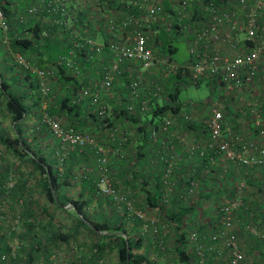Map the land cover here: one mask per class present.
<instances>
[{
	"label": "built area",
	"instance_id": "obj_1",
	"mask_svg": "<svg viewBox=\"0 0 264 264\" xmlns=\"http://www.w3.org/2000/svg\"><path fill=\"white\" fill-rule=\"evenodd\" d=\"M159 31L172 41L186 39L188 59L184 63L175 62L161 48V38H156ZM21 40L28 41L37 52H42L47 42L60 40L68 51L41 67L35 61L41 54L31 56L14 49L12 43ZM0 50L10 55L22 80L39 93L40 114L35 129L45 127L58 141L63 150L61 161L69 147L94 152L99 195L122 206L129 216H145V235L155 236L160 249L165 248L164 237L169 231L165 212L173 198L192 203L203 186H224L228 175L231 191L218 202L214 225L209 230L186 228L185 244L194 264H245L246 252L240 245L236 224L241 211L248 217L241 222L242 230L264 242V226L258 223L255 212L248 211L243 197L244 178L230 177L241 168L251 176L264 168V142L256 146L254 140L237 133L227 123L231 116H225L219 97L211 99L206 116L184 106L145 125L141 135L145 137L142 149L150 155L149 181L154 186L156 179L160 180L156 194L160 207L147 205L145 211L135 208L130 192L113 181V158L132 162L135 152L128 118H117L109 125L102 141L98 130L63 125L47 111L54 95L49 81L60 69L78 79L86 63L97 65L95 75L72 88L74 94L68 103L79 104L104 118L111 108L104 101V93L115 90L128 116L144 112L151 98L165 91L166 78L148 79L143 70L146 73L158 65L161 72L171 75L186 65L193 82L208 79L214 88L239 92L236 111L251 117L257 136L264 138V0H0ZM29 75L32 77L27 79ZM116 80L124 81V86H116ZM198 122L205 130L202 138L177 129L180 123ZM173 137L186 147L187 156L197 158L184 172L175 159L178 155L172 148ZM144 196L146 199V193ZM2 217L0 214V220ZM19 221L18 215L10 217L13 229ZM11 255H15L13 250ZM1 257L7 258L5 253ZM51 258L53 264H68L54 253ZM218 259L222 262L217 263Z\"/></svg>",
	"mask_w": 264,
	"mask_h": 264
},
{
	"label": "trees",
	"instance_id": "obj_2",
	"mask_svg": "<svg viewBox=\"0 0 264 264\" xmlns=\"http://www.w3.org/2000/svg\"><path fill=\"white\" fill-rule=\"evenodd\" d=\"M174 32L175 35L178 34L177 30H175ZM156 38H161V48L165 51H168L171 56V54L176 50V47L172 45L173 41L171 40V38H169V36L164 31H159L158 36ZM62 43L63 42H61L60 40L47 42L42 47V52H37L38 49L32 47L28 41L21 40L19 42H13L12 44L14 48H16L22 53H28L31 56L35 54H41L40 57L37 58L35 61L37 65L44 67L47 66L48 63L54 62L59 54L67 53V46L66 48L64 47V50L56 53L55 56L50 54V51H48V47L52 44L56 46V49H58L62 47ZM30 77L32 76H27V79ZM56 77H58V80H61L64 84H73L75 87L79 85L78 80L75 76L67 75L61 69L57 72ZM200 81L201 80L193 82L189 75V68L186 65H183L180 66L176 72L169 76L167 80L166 89H164L166 92L164 100L161 102L157 99L156 96L151 98V100L149 101V107L144 112L137 111L132 116H128L125 107H122L121 105L122 101L117 100L116 106H112V108H110L109 110L110 113L104 118L97 116L90 109L85 108L82 109L85 110V112H83L84 123L76 124L74 121H71L69 123H62L61 121V123L63 125L70 124L76 128L98 130L97 136H99V139L103 141L105 138V131L107 127L113 124L117 118L127 117L129 123H131L133 128L131 140L133 141V143L136 141V145L138 146V148L134 147L135 152L132 153L131 157L132 163L130 161H127L125 158H117V160L119 159L123 161L125 166L127 163L136 165L139 160L138 158H140L138 156L144 157L145 155L142 149L145 144V137H142L141 135V133L145 130V125L147 123H152L153 121L162 117L164 114L176 113L177 111H179L180 108H183L186 103L188 104V102L179 99V91L181 85L188 82L198 84ZM0 89L3 92L7 89V85L3 83V81L0 84ZM71 91L72 92L67 93L64 97L58 94L59 96L57 97V101H60L61 109H63L61 111L62 113L70 112L73 116L80 108L83 107L79 104L70 105L68 103V99L71 97L72 94H74L73 90ZM6 96L7 97L5 103V111L11 116V119L14 123L13 129L16 133V136L13 138L5 136L2 130H0V144H3L6 148L5 150L12 152V154L16 156V158H21L26 163H28V165L32 166L33 174L31 173L30 176H33L36 173L39 174L40 178L37 181V185L40 188V191L42 192L44 197L46 198V206L42 208V212L45 213L47 216H44L41 219L35 217L34 222L31 217H34L36 215L34 214V212H32L31 207L26 206V209L24 210V220L22 223L23 230L20 234V239L24 240L26 243L23 244L21 242H18V244H15V248H13V246L7 243V240L4 238V236H0V264H34V262H37L40 257L42 259L39 261V264H53V260L51 258V256L53 255V248L51 245L56 246L62 242L66 243L70 238H72L73 236L75 237L81 231H85L92 236L100 237V241L94 243L97 250L95 254L96 257L99 255L98 253H100L106 248V244L103 241V238L112 237L115 239V247L118 255V260L121 264H141L142 262H145V264H153L147 261L146 259L144 260V258H142L141 256L137 257L136 255H134V249L140 245V238L132 239L129 236H123L124 232L117 231L116 229H119V226L117 224L113 226L109 218L102 217L101 220H97L95 218L90 217L86 213L85 207L88 204L87 200L90 198V193H93L95 190V180L97 174H95V177H91L90 175H88L87 177L89 178L82 177L81 179L83 185L81 194L77 200H74L72 202L73 211L75 214V224L74 230L72 232L73 234H64L63 232H61L60 227L54 223V216L50 214L49 206L53 204L56 208L61 209L66 204V198L63 197V192L65 191L66 187L71 185L69 178L71 176L70 174H73V172L77 168L75 162L78 161L80 157L84 158L83 162L87 161L86 159L90 157L94 160L93 164H91V162L89 161L84 163L86 165H93L96 168L97 157L92 151L85 152L80 151L77 147H69L65 151L66 154L69 153L68 156H64L65 158L63 157L64 169L60 171L58 167L55 166V162L53 159L54 156L58 154L57 160L59 161V159H61L62 157L63 150L60 148V144L58 143V141L50 137L45 127L38 128V130L34 133V137L39 138L42 137V135L47 134L45 135L47 139H50V141L53 140L57 143L59 147L56 149L52 147V149L50 150L51 153L54 154L53 159L46 153L41 152L39 148H34L28 142V138L24 137V129L22 128L21 124L26 121L27 114L29 113V111H31V115L34 116L35 119H38V116L40 114L39 95H37L36 93L33 95L34 98L32 110L24 106V103H22L23 99H25L24 95L20 96L19 94L15 95L11 92H7ZM56 96L57 94L54 92L53 98ZM53 98H51V101ZM50 103L48 105L47 111L51 115H54L56 117L58 115L61 116L60 114L55 113L54 111H52V109H50ZM16 124H18V126H16ZM59 156L61 157L59 158ZM0 168L2 167L0 166ZM83 170L84 169L82 168V171ZM200 170L201 167L197 169V172H200ZM130 171L132 173V168L130 169ZM10 172L11 168H9L8 166L4 168V170H0V206L5 203L4 200L7 198H10L8 200H10L11 202L17 199L16 203H18V199L31 190V186L28 185V178L30 177L28 175H26L25 181L19 182V176V179L17 181L15 179L14 185L7 187L5 182ZM90 172L91 170L87 171L86 173ZM149 174H151V172ZM131 177L134 178L136 176H133L132 174ZM143 178V188L146 193V203L151 207H160L158 198L156 196L160 187V180L156 179L155 185L152 186V184H150L151 182L149 181L150 179L145 180V175L143 176ZM145 184L148 186L151 185L152 187L147 186L145 188ZM220 190L221 189L219 188V191ZM23 191L26 192H24L23 194ZM201 191L202 188L199 190V193H201ZM263 192L264 191H262V193L260 194V197L264 195ZM213 194H216L215 190H213ZM218 202V199L215 197L214 203H212L211 205L213 206L214 210H216ZM25 204H27V202ZM255 207L256 210H258V212H255V218H257L258 215H262L264 217V202L262 206L256 205ZM196 208L197 205L196 203H194V201L192 203H188L181 200L178 196H175L170 206L167 207L165 212L166 220L168 222L172 221L176 227V252L179 255V259L184 263L190 260V256L188 255V253L184 249H182V245H184L185 243V231L187 228L186 219L192 217L191 215L193 214ZM26 216H28L27 219ZM37 226H39L40 231H37ZM198 228L202 229L200 227ZM9 231L12 230L9 229ZM104 231L105 233L103 234ZM12 250L15 253L14 256L11 255ZM4 253L6 254L7 258L1 257V255Z\"/></svg>",
	"mask_w": 264,
	"mask_h": 264
},
{
	"label": "rangeland",
	"instance_id": "obj_3",
	"mask_svg": "<svg viewBox=\"0 0 264 264\" xmlns=\"http://www.w3.org/2000/svg\"><path fill=\"white\" fill-rule=\"evenodd\" d=\"M174 42L175 41H173V43ZM174 44L177 45V49L171 54L172 60L176 62L185 61L184 59L188 56V50H185L186 48L185 46H183V42L178 41ZM155 67L159 68L158 65L153 66L148 70L149 72L147 71L145 73V77L148 79L157 76H161L163 79L166 78L165 83L167 86V80L170 75H166L165 73L160 72V69L158 70V73H155ZM165 93V91L161 92L158 95L157 99L159 98V101L162 102L164 100ZM239 94V92L227 93L226 91H224V89H222V87H220L219 89L214 88V85L210 81L202 79L198 84L191 82L182 84L179 91V99L188 102V104L186 103L185 106H191L192 109L202 117L206 116L208 112L207 108H209L210 106L211 99L214 97H219L221 105L225 110V114L228 116H233L235 119L239 116L237 115L238 112H236ZM13 125L14 123L11 119L10 114L3 110L2 107H0V130H2L5 136H9L11 138L15 137L16 133L14 132ZM16 126H18V124H16ZM35 126L36 123L35 121H32V118L31 120L30 118L27 119L26 124L24 123L22 125V128L26 127L24 137L28 138V142L34 148H39L41 152L46 153L53 159L54 154L51 153L50 150L52 149V147L56 149L59 146L53 140L50 141V139H47V137L45 136L47 134L42 135V137L39 138L34 137V133L35 131H37L35 129ZM129 130L130 132H132L133 129L129 128ZM134 144H137L136 141L134 142ZM5 149V146L3 144H0V166L2 167L0 168V170H4V168H6L7 166L11 168V172L9 173V176L5 182L6 186L8 187V184L13 181L15 182V179L17 181L19 179V176V182L25 181L26 175L30 176V174L32 173V166L28 165V163H26L23 159L16 158V156H14L12 152L6 151ZM68 154L69 153H67L65 157L68 156ZM57 155L54 156L53 160L55 162V166L58 167V169L61 171L64 169V163L63 160L61 161V159H59V161L57 160ZM60 157L61 156H59V158ZM88 159L94 162V160L90 157ZM83 160L84 158L80 157L78 161H74L77 168L75 169L73 174H70L71 176L69 179L71 185L66 187L65 191L63 192V197L66 198V204L61 209L56 208L53 204L49 206L50 214L54 216V223L60 227L61 232H63L64 234H71L74 230L75 214L73 211L72 202L74 200H77L81 194V190L83 188L81 182L82 177L86 178L88 175H90L91 177H95V174H97L96 168L93 165H86ZM82 168L84 169L83 171ZM89 170H91V172L86 173ZM115 177L116 176H113V181L116 183ZM39 178L40 176L37 173L28 178V185L31 186V190L25 193V195L21 196L18 199V203H16L17 199L11 202L10 200H8L10 198H7L4 200L5 203L0 206V214L3 215L0 220V236H4V238L7 240V243L11 246L15 245L16 243L18 244V242H21L23 244L26 243L24 240L20 239V234L23 230L22 223L24 220L23 217L25 215L24 210L26 209V206L31 207L32 212H34V214L36 215L34 217L29 216L32 220H34V222L35 217L41 219L44 216H47L42 212V208L46 206V198L37 185V181L39 180ZM116 184H123V188L131 193V186L125 185L122 181L120 182V180L117 181ZM24 192L26 191H23L22 193L24 194ZM136 193L137 197H133L131 195L133 199V206L135 208H141L145 211L148 204L145 203L146 199L144 196V188H141L139 191L136 190ZM89 197L90 198L87 200L88 204L85 207V211L90 217L97 220H101L102 217H107L110 219L113 226H115L116 224L119 226V229L116 230L124 232L123 236H129L132 239L140 238V245L135 248L133 252L137 257L141 256L142 258H144V260L146 259L151 263H155V261L157 260L159 264H194L192 260V253L185 243L184 245H182V249H184L188 253V255L190 256V260L184 263L179 259V255L176 252V227L172 221L169 222V231L164 237L165 248L164 250H162L156 245L154 241L156 238L155 236L145 235V216L144 218H139L127 215L122 206H115L111 204L106 198L99 195L96 187L94 192L90 193ZM26 202L27 204H25ZM211 208L213 211V206H211ZM14 215H18L19 218H21L20 222L15 225L13 229V226L10 222V217ZM27 218L28 216H26V219ZM192 219V217L186 219L187 228L194 226ZM9 229L12 231H9ZM37 231H40L39 226H37ZM104 233L105 231L103 232V234ZM99 241V236H92L85 231H81L75 237L73 236L72 238H70L66 243L62 242L56 246L51 245L53 248L52 254H56L57 259L60 257H64V259L68 261V264H121L118 260V255L115 247V239L112 237L103 238V241L106 244V248L98 253L99 255L97 257L95 256L97 250L94 243ZM74 247H76V249ZM41 259L42 258L40 257L37 262H34V264H39V261ZM221 260L218 259L217 263H221ZM210 263L211 262H209V264ZM141 264H145V262H142Z\"/></svg>",
	"mask_w": 264,
	"mask_h": 264
},
{
	"label": "crops",
	"instance_id": "obj_4",
	"mask_svg": "<svg viewBox=\"0 0 264 264\" xmlns=\"http://www.w3.org/2000/svg\"><path fill=\"white\" fill-rule=\"evenodd\" d=\"M182 41L183 46H185V50H187V41L183 37H178L176 38L175 42ZM174 42V43H175ZM173 43V46L176 47ZM62 47L56 49L55 45H51L48 47V51H50V54L55 56L56 53L64 50V47L66 48V45L63 43L61 44ZM16 51V48H14ZM186 53V51H185ZM188 59L185 58L184 60L186 61ZM185 61L182 62H177V63H184ZM176 62V61H175ZM50 63H48L49 65ZM151 69V68H150ZM155 73H158L159 69L161 72V67H155ZM149 70V69H148ZM147 70V71H148ZM146 71V72H147ZM97 72V65L92 62L86 63V69L84 71V74L82 77L78 78V83L80 85H83V83L87 82V77L90 75H95ZM145 74V69L143 70ZM149 72V71H148ZM0 78L2 79L3 83L7 85L6 91H1L0 89V107L5 110V103H6V93L11 92L12 94H19L24 95L25 99H23L24 106L29 108L30 110L33 109V95L35 93L34 90H32L31 86L27 82V80H22V74L19 71L18 68L15 67V64L13 63L10 55H7L5 52H2L0 50ZM27 78V77H26ZM50 85L53 87V91L57 94L56 97H54L50 103V109L54 111L55 113L60 114L61 116L59 117L62 123H69L71 121H74L76 124H81L84 123V114L85 112V107L80 108L73 116L70 112L67 113H62L61 111V104L60 101H57V97L60 96H65L67 93L72 92V88L75 86L73 84H64L61 80H58V77H56L53 80H50ZM117 84H120L117 85ZM116 86L123 87L124 86V81L121 80H116ZM68 87V88H67ZM76 88V87H75ZM117 89V88H116ZM114 91L106 92L103 94L104 101L107 103L108 106L112 108V106H116V102L119 99L117 94H115ZM37 95H39L38 92H36ZM59 94V95H58ZM159 100V98H158ZM87 109V108H86ZM82 110V111H81ZM208 110V108H207ZM29 111V110H28ZM61 112V113H60ZM237 112V111H236ZM237 115H239L237 118L234 119L233 116L230 118L228 117L226 119L227 123L239 134L243 135L245 138H249L255 141V145L259 146L264 142V138L257 136L256 134V129L255 126L252 122L251 117L247 115H243L238 112ZM225 116H228L225 114ZM32 121H35V117L31 115V111L27 114V119ZM26 119V120H27ZM180 122V121H179ZM26 124V121L24 122ZM23 123V124H24ZM199 123V122H198ZM196 123L195 125H185V124H178V131L181 133H187V135L193 134L194 136H197L199 138L204 137L205 135V130L203 129L202 124ZM21 124V125H23ZM24 132H26V127L23 128ZM16 136V135H15ZM172 148L175 153H177L178 157H175L176 161L179 163L180 168L183 170H186V168L189 166V163L192 162L191 165H194L197 158L196 157H189L186 155L185 152V146L179 142L177 137H173L171 140ZM134 147L138 148L136 144L133 145ZM135 150V148H134ZM138 162L136 165L133 164H126L124 165L123 161L114 159L115 162H113L112 166L115 171V181L120 180L122 181L125 185L131 186V195L133 197H137L136 190H140L141 188L144 187L143 183V176L145 175V180L149 179V173L152 172L151 167L148 164V157L147 154L145 153V158L142 156H138ZM87 161L91 162L93 164V161L86 159ZM84 161V162H87ZM132 163V162H131ZM125 166V167H124ZM132 168V173L130 169ZM199 166H197V169ZM149 171V172H148ZM264 168H259V170L252 172L253 176L248 174L247 172L244 171V168H241L239 173L238 172H231L233 175L230 177H243L245 180V187L243 189V197L245 199V202L247 203V209L253 210L254 212H258L256 210V205H263L264 199H261L260 194L262 191H264ZM136 176L132 178L131 176ZM215 179V178H214ZM229 181V175L226 177L224 186H218L217 184L214 186H210V184L207 183V185L203 186L201 193L198 192L197 197L194 201L196 203L197 208L194 210L192 216V222L194 226H198L202 229H210L211 225H214L217 215H216V210L212 211L211 205L214 203V198L216 197L218 201L223 199V196L225 194L228 195L231 191V187H229L230 182ZM148 185L145 184V188ZM149 187V186H148ZM219 188L221 189L219 191ZM213 190L216 191V194H213ZM209 194V195H206ZM264 194V192H263ZM264 197V195H263ZM198 200V201H197ZM264 208V207H263ZM258 215V214H257ZM247 217V215L244 212H238V216L236 217V224H238V236L240 240V245L242 249L246 252V260L245 264H264V242H259L256 240V238L252 235H250L247 231L242 230V224L241 222L244 221ZM258 223L262 226H264V217L261 215L257 217ZM153 264H159V262L156 260L155 263Z\"/></svg>",
	"mask_w": 264,
	"mask_h": 264
}]
</instances>
